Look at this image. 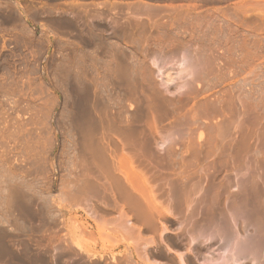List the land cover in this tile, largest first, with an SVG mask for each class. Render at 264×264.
Masks as SVG:
<instances>
[{"label":"rangeland","instance_id":"374dc122","mask_svg":"<svg viewBox=\"0 0 264 264\" xmlns=\"http://www.w3.org/2000/svg\"><path fill=\"white\" fill-rule=\"evenodd\" d=\"M137 3L138 5H142V3L150 4L151 6H154L153 8L160 6V8L162 7L161 10H163L164 7L163 11L166 9V12L170 11L171 8V13H173L174 10L173 15L176 16L178 11L180 13V15L177 14L179 16H176V19L181 18L179 21H176V19L170 21L167 20V17L160 18L158 15L156 18L157 24L152 23L151 21H145V18H143L142 20L147 23L137 26L136 28L133 27L132 31V27L127 24L124 17H127V14L131 12L130 10V12L126 10L127 5H137ZM241 4L243 5V8L245 7L244 9ZM116 5L118 10H124V12H119L117 8H115ZM187 6L189 7L187 8ZM240 6L243 13L237 14L236 11ZM109 7L110 9H108ZM129 8L130 7L128 6L127 9ZM115 10L119 13H117L118 15ZM95 12H100L101 17L98 19L95 18L91 22L90 20L93 16L92 13L95 14ZM235 13L239 15L238 18ZM223 14L227 16L226 20L223 19ZM262 16H264V0H0V235L7 231L6 233H9L15 242L21 240L19 242L20 245L22 240L26 239L27 241L28 239L29 241L31 239L32 241L30 240V242L32 243L27 241L30 245L29 249L31 252L28 250L26 256L28 258L33 257L31 262L33 263V261H35L34 263L38 264V257H44L43 259L47 260L48 257L54 253L52 247H64L67 243L71 244L73 251L76 250L73 254L79 255L80 251L76 249V247H73L74 245L70 242V235L72 234V229H74L73 227L79 226L78 229H80L83 234H80L78 231V234L80 235V244L83 247L92 250L91 253L94 252L93 254L96 255L90 256L89 254L88 257L84 256V254L81 255L82 253H80V256L84 257V259L86 257L85 260H87L86 262L88 264H113L116 262V258L117 260H120L117 262H123V259L125 258L122 259L124 253L122 247L123 245H128V237L124 236V238L126 237L127 239L122 240V237L116 234V231L114 233L111 232V227L106 228V226H101V228L99 226L100 224H97L92 220L82 208L75 205V201L69 199L68 196L67 198L66 195H63L65 193L63 191L65 187L62 186H65V182L69 179V175L72 177V171L75 172L74 169L77 166V161H80L78 159L80 156H78L77 152L81 150L80 147L83 148L85 145L80 136L83 133L84 128L88 129L90 126L91 121H87V119H89L88 114L91 111V105L94 104L92 106L97 109L100 115L103 116L104 114L105 118H107L108 115L114 116V113L116 112V75H118V79L122 76H124L125 79H128L133 75L140 76L141 79V75L143 74L142 76H144V80L142 78V89H145V91L144 89L143 91L145 92L144 95L146 94V97L152 90L154 91V89H158V91L161 92L165 91L164 95H167V97H175L176 99L178 96L175 95L179 94L181 91L176 89L180 82L179 79L177 80L176 78V82L175 80L172 81L175 83L170 82L171 86L169 87H167L169 83L166 84L167 86L164 85L167 89L164 88L163 85H160L162 84L159 80L161 77L157 76L159 74L155 72L156 68L154 69V66L152 67L151 62L150 64L148 63L153 56L158 54L163 53L167 58L172 50L173 53L175 52L174 55H177L179 52L178 50H182L185 44L186 46H190V42H193L191 43L192 45L194 44L192 47L196 49L200 46L201 48L199 47V49L202 50L204 46L205 48L203 51L206 50L208 54L212 53L216 57V63L213 65L214 68L211 67L212 69L210 71L212 72H209L208 76L205 74L206 78L204 76V79L201 77L202 81L200 79L198 81L199 83H194L196 87L192 86V88L194 87L198 93H196V90L193 88L192 91L196 94L194 95L193 93V95H191V91V94L187 96L188 98L186 97L184 102H181V115L184 113V116H187L185 115V112L187 114L188 110H192V113L196 110L194 108L198 106L196 104L214 103L233 94H240L243 99L246 97L244 100L248 102L253 98L254 101H257L261 98V95L264 92V23L262 22V19H260ZM183 17L184 19H182ZM112 18L115 21L117 18V21L119 22L113 23L112 20H110ZM160 20L167 22L162 23ZM86 21L89 23L87 22L86 24ZM152 21H155V19ZM169 21L178 24L173 25L172 23V27L167 28L170 25ZM150 24H156V26H150ZM126 27L128 30H125ZM207 27L208 29H206ZM173 28L174 30L172 32L171 29ZM164 30H167V32ZM174 31L177 34H175ZM175 35H179L181 38L179 36L175 37ZM168 36L169 39L167 38ZM201 36L203 38H201ZM171 37H173V39ZM174 38L183 41V44H180L177 39L175 41ZM172 40L177 44L175 45L176 48ZM169 44L172 46L168 47L170 46ZM207 49L212 52L207 51ZM168 51L170 53H168ZM200 54L201 53H199V55ZM144 57L145 59H143ZM135 65H137V67ZM144 66L145 68L149 66V68L145 69ZM219 66H221V68ZM174 68H176V66H173V69ZM120 71H122L120 76L122 73L123 75L119 78ZM136 71L138 73H136ZM152 71H154V73ZM126 74L129 76H126ZM73 78H75L76 90L71 88ZM82 78L85 79V82ZM242 78H245V81L240 88L238 85L241 84L240 82H242ZM196 83H198V85ZM157 85L159 86L157 87ZM152 86H155L156 88L154 87L153 89ZM71 90L76 91L75 94H73V91ZM146 92H149L148 95ZM152 93L153 92H151L150 95H152ZM153 95H155V93ZM249 95L251 97H249ZM262 96H264V94ZM150 97L153 98V96H148L147 98L149 99ZM71 100L73 102H71ZM121 100H123V115L129 117L135 111V101L129 93H126L124 96L121 95ZM106 106L112 109L109 110ZM191 113L188 112V115ZM169 117L170 116L168 115V118L165 117L162 120V125H165H163L164 128L168 127L170 121V123L173 122ZM146 120L147 119H144L148 124ZM205 120L207 123H205L206 121H204V119L198 122L197 125L199 128L196 124L191 126L193 128L191 133H193L190 134L191 136L188 141L192 142L191 144L193 147L200 144L203 146L202 148L206 145V148L212 144V141H210L212 139L208 132L209 129L206 131V125L211 124L210 126H212L217 124L219 119L214 118L211 121H209V119ZM72 121L74 122L79 135V138L77 139L79 145L77 143L73 144V139L71 138ZM202 125L203 127L205 126V131L203 130ZM199 131L203 133L204 141L197 139ZM207 142L209 144H207ZM205 148L203 150H205ZM175 152L176 154L173 158V164L176 165V167V162H180L181 160L180 157L186 162L189 161L188 164H186L187 166L184 165L186 168L182 166L183 169L185 168L184 170L181 167V169L185 171L184 173L187 177H190L188 179V181L191 182L189 185L197 182L196 179L199 178L198 176H201V173L199 174L198 172V175L197 170H195L196 168L198 169V163L199 165L203 164L204 166L208 165L210 163L209 161L214 159L212 155L213 158L210 155L205 157L204 155H200V157L196 158H199L196 161L200 162L196 163L193 154L190 152L182 153L183 151L182 149H179V147L175 149ZM205 161L208 163H205ZM195 163L196 165H194ZM77 169L78 168H76V170ZM194 170L197 174L195 175L197 178L192 176L195 174ZM209 173L211 172L209 171ZM218 175H220V173ZM220 176H216V179H212V181L214 180L213 182H211L212 176L211 178L208 177L206 181L208 182L209 179L211 183H216L221 179ZM191 178L192 180H190ZM203 181L204 179L199 181V184L202 182L203 187H208L209 182L206 183L204 181V183ZM196 197L197 194L191 195L190 199L192 201L190 205H194ZM28 203L32 204L29 205ZM33 208L35 210H32ZM31 210L38 212L39 216L34 218V216L30 214ZM5 212H8L7 214L10 213V215L7 216ZM172 214V216L168 214V219L170 218V221L172 220L171 222L169 220L162 221V223L167 226V229L169 228L167 232H165L166 235L163 239L161 238L163 241L159 239L162 243L157 242L158 236H154L155 242L157 245L160 243V245H158V248L156 245H151L152 248H149V252L152 253V259L157 258L156 260L159 259L158 261L162 263L175 264L174 262L170 263V261H168L163 255H160L162 256L160 257L158 255L159 248H161V251L164 254L166 253V255H169L172 259L174 257V260L177 259L176 256L178 255V252L183 255L188 253L187 256L185 255L184 257H191L190 259H193L194 264H199L198 259H201L200 261H202L203 258H208V255L217 253L216 247L211 241L208 240L209 243L208 241H201L200 243L202 244L198 245L197 242L192 243L191 238H188L190 236L189 234V236L187 234H182L184 235L181 236V243L184 244L181 245L183 246L180 245L176 247L173 245L172 241H174V239L172 237L178 232L175 223L181 221H184L185 223V217L183 218L182 214L177 212H173ZM108 215V218L111 219V212ZM115 216L114 213L112 218ZM45 223L47 225H45ZM36 225H39V230H36ZM42 225L46 226V228ZM33 226L36 228L34 229ZM24 227L26 228V231L24 230ZM81 229L85 231L83 232ZM175 229L177 231H175ZM210 229L208 230V228H205V234H207V230L209 233ZM19 232H23V236L21 234L22 237ZM145 235L146 237H150V234L148 233ZM49 237L54 240L52 241ZM0 238L3 239L2 236H0ZM1 239L0 247L2 248H0V251H3V249L6 248V250H15L16 254L17 251L19 254L21 253L19 251L20 247L17 248L20 245L15 243L12 239L11 240L14 244L12 241V243L9 241L8 245L11 244L9 245V248L8 246H5L3 240V242H1ZM129 239L133 240V237L130 238L129 236ZM65 240L67 243L64 242ZM33 241L35 243L37 242V245L40 244L39 246H41L40 248L42 249L33 243ZM190 241L191 243H189ZM32 244L40 250L38 249L37 251L35 250L36 248H32L35 247L32 246ZM12 247L15 249L13 250ZM117 247H120V249H117L119 251L116 250ZM198 247H202V249L200 248L201 250H199ZM22 249L23 247L20 248V250ZM4 251L3 253L0 252V262H2V264L4 263ZM39 252L42 253L41 256L45 255L35 258V254L38 253L37 255H39ZM191 252H193V254H191ZM202 252L204 253L203 255L207 254L205 256L202 255L203 258L199 256ZM60 253L61 252L54 254L60 256L64 252ZM66 253H64L63 257L61 256L58 259V264H63L65 259V261L68 262L67 258L71 257L72 252L71 254L68 252L69 254L65 255ZM189 253L192 256H198L195 259V257L193 256L192 258ZM128 255L126 257H128L129 264H134L133 260L129 259L130 256ZM96 257L100 259L97 260ZM88 258L90 259L88 260ZM34 259L38 260L36 261ZM60 259L63 262L60 261ZM76 260L78 261L77 258H73V261ZM16 263L17 262L14 261L13 264Z\"/></svg>","mask_w":264,"mask_h":264},{"label":"bare ground","instance_id":"6f19581e","mask_svg":"<svg viewBox=\"0 0 264 264\" xmlns=\"http://www.w3.org/2000/svg\"><path fill=\"white\" fill-rule=\"evenodd\" d=\"M128 4H131V3H128ZM135 4H133L134 6L131 5L133 7H131L130 5H127V8L128 6L130 7L129 9L125 7L126 10L131 11V12L129 11L130 13L127 14V17L126 16L124 17V20H126L127 24H129V26L132 27V31H133V27L136 28L137 26H141L147 23L145 21H151L152 23H156V18L158 17V15L160 16V18L167 17L168 18L167 20H170V21H173L174 19H176V16L178 17L180 15L178 10H177L178 11L177 14L179 15L177 14L176 16L173 15L174 10H173V13H171L172 12L171 8H170V11L166 12V9L165 11H163L164 7H163V10H161L162 7L160 8V6L159 7L157 6L158 8L156 6H155L156 8H153L154 6H151L150 4H143V3L142 5L139 4L141 6H139L138 3L137 5ZM117 5L115 8H117ZM188 7L189 6H187V8ZM242 8H243V5H242ZM108 9H110V7ZM118 11L121 12L122 10L121 11L118 10ZM122 12H124V10ZM117 13L118 12L116 11V14ZM236 13L237 14L243 13L241 6L240 8L237 9ZM182 14H185V13H182ZM92 15H93L92 19L90 18L91 22L93 21V19L95 18L98 19L99 17H101L100 12H95V14L92 13ZM222 17L225 20L227 19L226 15ZM236 17L238 18L239 15H237ZM143 18H145V21L142 20ZM153 19H155V21H152ZM179 19L177 18L176 21L177 20L179 21ZM182 19H184V17ZM260 19H262V22L264 23V16H262V18L260 17ZM110 20H112L113 23L119 22L117 21L118 20L117 18H116V21L113 18ZM164 20H160V21L164 23L165 22ZM87 22L88 21H86V24ZM172 23L173 25L178 24L176 22L175 23L172 22ZM172 23L170 22L169 23L170 25L168 24L169 27L165 26L164 24L163 25L167 28H170L172 27L171 26ZM156 24H153V25L156 26ZM153 25L150 24V26H153ZM126 29L127 27L125 28V30ZM206 29H208V27ZM171 30L173 32L174 28ZM164 31L167 32V30H164ZM175 31H176V28H175ZM175 31L174 33L177 34ZM176 36H179V35H175V37ZM167 38L169 39V36ZM171 38L173 39V37ZM201 38L203 37L201 36ZM176 39L174 38L175 41ZM174 40H172L173 43H174ZM177 41L180 44H183L182 43L183 41L180 40L181 41L180 42L178 39ZM191 43L193 42H190L189 44L191 47L186 46V44L185 46L181 45L183 46V48L181 47L182 50L181 49L178 50L179 52L177 53V55L176 54L174 55L175 52L173 53V50H172L171 54H168L166 58L165 57L166 55L165 56L163 55L162 53L163 50H162L161 51L162 54H158L159 53L158 52L157 53L158 55H155V56L151 55L153 57L151 58L150 61L148 60L149 61L148 64H150L151 62L152 67L154 66V69L156 68L155 72L159 74L157 76L161 77V79L159 80L160 82H162V84L160 85L164 86L169 83L168 86L166 85L167 87H169L171 86L170 85L171 83L176 82L175 80L176 78L177 80L179 79L180 82L178 83L179 85L176 87V89L177 90L179 89L181 91L179 92V94L175 95V96H178L176 97V99L175 97H173L174 99L170 98V96L167 97V95H164L165 91L161 92V91H158V89L155 90L154 89L155 86L154 87L152 86L155 92L152 89H151L152 90L151 92H153L152 95H150L151 92L150 93L146 92L147 95L149 93L148 96H153V98L150 97L149 98L150 100H149L147 98L148 96L146 97L145 96L146 94L144 95L145 89L143 88L144 91L142 89V78L144 77L142 76L143 74L141 75L142 77L141 79H140V76H136L133 74H131L133 75V76H130L131 78L129 77L128 79L127 78L125 79V77L122 76L123 73L121 75L122 77L120 76V73L122 72L120 71L119 78L121 77L122 79L121 78L118 79L117 77L118 75H116V112L114 113V116L113 115L109 116L107 114L108 117L105 118L104 114L103 116L100 115L97 109H95L92 106L94 104H92L90 107L91 111L89 109L90 113L88 114L89 119H87V121L90 120L91 123L88 129L84 128L83 133L81 132L82 134L80 136L82 138L83 143H85V145L84 147L82 146L83 148L80 147L81 150L79 149L80 150V151L78 150L79 152H77L76 150L78 156H80V158H78L80 161H77L78 163L76 164L77 165L76 168L78 169L76 170L75 168L74 169L75 172L72 171V174H73L72 177H70L69 175V179H67V181L65 182L66 183L65 186H62V187H65V189L63 188L62 189L65 192L63 195H66V197L68 196L69 199H72L73 201H75L76 203L75 205L82 208L92 220H94L97 224H100L99 225L100 227L101 226L103 227L106 226V228L111 227L110 230L111 229L113 230V231L111 230V232L114 233L116 231V234L120 235L122 237V240L127 239L126 237L124 238V236L128 237V240H129V241L127 240V242H129L128 245H123L122 247L123 252H124L122 259L125 258L123 259L124 261L123 262L121 261V263L117 262L120 260H117L116 258V262L113 264H127V263L129 264L128 257H126L128 254H129L128 256H130L129 259H132L134 264H156V263L166 264V263H162L158 261L159 259L156 260L157 258L152 259V253L149 252V248L151 247V245L153 246L156 245L157 248H158V245H160V243H158L157 245V243L154 240L155 239L154 236L155 237L158 236L157 242L162 243L163 241L162 239L166 235L165 232H167V230L169 229V228L167 229V226H165L162 223V221H168V220L170 221V218L168 219V214L171 215L173 212L182 214L183 218L185 217V223L184 221L183 222L181 221L183 226L181 225V222L175 223L173 221L175 225H177L176 229L178 230V232H176L177 234L175 233L176 235L172 237L174 239V241H172L173 245L178 247L181 244H183L181 243L182 241L181 236H184L182 234H187V235L189 234L191 237L188 235L189 236L188 238H191L192 243L197 242L199 245V244H202L200 243L201 241L203 242V241L209 240L216 247L217 253H214L213 255L212 254L208 255V258L202 257V255L204 254L203 252L199 254V256L203 258L202 261H200L201 259L200 260L198 259L199 264H264V96H262L264 92L261 95V98L258 99L259 101L257 100L258 102L254 101L253 97H252L253 99L252 100L250 99L248 102L244 100L246 97L243 99L242 96H240V94H237V95L233 94V95L228 96L225 99H220L214 103L209 102L207 104L204 102L205 104H201V103L196 104L198 105L197 107L195 106L196 108H194L196 110H194L192 113H191L192 110L191 111L188 110V112L191 114L188 115V112L187 114L185 112V115L187 116H184V113H182L183 115H181L180 114V110H182L180 109L181 108L180 106L182 105L181 102L182 101L184 102V99H186V97L191 94V91L194 88V87L192 88V86H195L194 85L195 82H198L201 79V77L203 76L205 77V74L206 76H208L209 72L210 73L212 72L210 71L212 69L211 67H213L214 63H216L215 62L216 57L212 53L208 54L206 50L203 51V49L205 48L204 46L202 50L199 49L200 46L198 47V49H196L192 47L194 44L192 45ZM157 44H158V41H157ZM171 44H169L170 46L168 47H171L172 46ZM175 45L177 44L174 43V46ZM207 51L209 50L207 49ZM168 53L170 52L168 51ZM199 53L201 54L199 55ZM143 59H145V57ZM143 61H146V60H143ZM135 66L137 67V65ZM173 66L174 67L176 66V68H174L175 70L173 69ZM219 67L221 68V66ZM146 68H149V66ZM137 71L136 73H138ZM152 72L154 73V71ZM150 74L153 75L152 73ZM127 75L128 74H126V76ZM123 77L125 80L123 79ZM74 80L75 78H73L72 83H71L72 89H75ZM174 80L175 82H172ZM83 81L85 82V79ZM241 81H242L240 82L241 84L238 85L240 88L243 86L242 83L245 81V78H242ZM198 83L196 84L198 85ZM158 86L159 85H157V87ZM166 86H164V88H166ZM172 87H173V84H172ZM182 89H185V90H182ZM75 92L76 91H73V94H75ZM126 93H129V95L131 94L133 100L135 101L134 103L136 107L133 114H131L129 117L128 116L125 117L126 115H123V111H124L123 105H122L123 100H121V95L124 96L126 95ZM154 93L155 95H153ZM193 93L194 92L192 91L191 95H193ZM196 93H198L197 90H196ZM196 93H194V95ZM249 97L251 96L249 95ZM71 102L73 101L71 100ZM107 109L110 110L112 108L107 107ZM107 109H106V113H107ZM73 112H76V111H73ZM168 115L170 116L169 118L173 120V122L170 123L171 122L170 121L168 127L164 128L165 125L164 124H163L164 126L162 125V120L165 117L168 118ZM72 117H73V113H72ZM214 118L219 119L218 123L217 124L212 123L214 124L212 126H210L211 124L210 125L208 124L209 127L208 125H206L207 130L204 128L205 126L203 127L202 125V128L204 131L205 130L208 131L209 129L208 132L210 133V137L212 139V140L210 139L209 140L212 141V144L205 148L206 145L203 143L205 145L204 146L205 150H203L204 148H202L203 146L200 144L197 146L195 145L193 147V145L191 144L192 142L188 141L189 137L191 136L190 134L193 133V132L191 133L193 129L191 126L193 124L197 125L198 122L202 119H204V121H206L205 119H209V121H211ZM144 119H147L146 121L148 122V124L144 121ZM205 123H207V121ZM145 124L147 125L144 126ZM71 130H72L71 138L73 139V144H75L77 143V139L79 138V135L77 133V130H76V127L73 121H72ZM197 139L204 141V135L201 131H199ZM205 140H208V139H205ZM208 142L207 144H209ZM76 146L75 148L77 149ZM177 147H179V149H182L183 151L182 153L190 152L191 154H193L195 161L199 159V158L198 159L196 158L200 157V155L201 156L204 155V157L207 155H210V156L212 155L214 157L212 161L211 160L209 161L210 163L208 165L203 166V164L199 165L198 163L199 165V166L197 165L198 169L195 166L196 168L195 170H197V174L199 172V174L201 173L200 174L201 176H198L199 178L196 179L197 182L192 183L191 185H189L191 182L188 181L190 177L189 176L187 177V175L184 173L185 171H183L186 168L184 165L188 164L189 161L186 162L185 160L182 159V157H180L181 159L180 162H176L177 167L176 165L173 164V158L176 154L175 149ZM197 162H200V161H196V163ZM196 163L194 165H196ZM205 163H208V162L205 161ZM182 166L185 168L183 169ZM181 167L183 170L181 169ZM195 170H194V173H195ZM209 171L211 173H209ZM221 172L222 174L223 173L224 174L222 175ZM219 173L221 176L218 175ZM197 174L195 173L192 176H194V178L195 177L197 178V176H195ZM216 176H220L221 179L219 181L217 179L218 182L216 183L215 182L211 183L214 181V180L212 181V179H214ZM208 177L211 178V182L208 179V182H209L208 187L207 186L203 187L202 182H200L201 184H199V181L203 179L206 183H208L206 181ZM190 180H192V178ZM192 194H195V195L197 194V197L194 200L195 202L194 205H190L192 201L190 197ZM32 210H35V209L33 208ZM32 210L30 214L33 215L34 218L39 216L38 212H34ZM110 212L112 215V216L110 215L111 219L108 218L109 216L108 214ZM112 212H114L116 215L114 218H112L114 214ZM9 215L10 213L7 214V216ZM25 225H26V221H25ZM45 225L47 224L45 223ZM44 227L46 228V226ZM35 228L36 227H34V229ZM38 228H39V225L37 226L36 230H39ZM73 228L74 229H72V232H71L72 234L70 235V242L74 245L73 247H76V249H78L80 253H82L81 255L84 254V256L89 257V254H90V256L91 255L94 256L95 255L93 254L94 252L91 253L92 250L85 248L80 244L79 242L80 235L78 234V231L80 232V234L82 233L80 229H78L79 226L78 227L75 226ZM205 228H208V230L211 228L210 229L211 232L209 231L208 233V230H207V234H205ZM25 229L26 228L24 227V230ZM176 229L175 231H177ZM81 230L83 231V229ZM6 232H4V234L1 233L2 235L0 236H2L3 239L1 238L0 239H1V242L4 241L5 246L6 247L8 246L9 248V245L11 244L8 245V242L10 241V243H12L13 241L15 242V240L12 239L13 237L11 238V235L9 233L7 234ZM22 233H20V236ZM147 233L150 234V237H146L145 234ZM52 234H53V230H52ZM129 236L130 238L133 237V240L129 239ZM9 238H11L13 241ZM159 239H161L162 241H159ZM30 240L28 241L27 239L28 242H30ZM51 240L53 241L54 239H51ZM16 241H19V240H16ZM27 241L26 239L22 240L21 245L19 244V242H15L18 245H20L17 248L23 247L22 249L23 251L20 250L19 248V251L21 252L20 254L18 253V251H17V254L15 253L16 252L14 250L15 246L12 247L14 251H12L11 249L6 250V248H4L3 251L4 250L6 251H4L5 253L3 255V258H4L3 264H11L12 262L14 263V261L17 262L16 264H31L32 263L31 260L33 257L32 258L30 257L31 258L30 259L26 256V252H28V250L29 252H31L29 249L30 245L28 244ZM191 241L189 243H191ZM64 242L67 243L66 240ZM33 243L35 242L33 241ZM32 246H35V245L32 244ZM156 246H155V249H156ZM40 247L41 246H39V248ZM54 247H52L53 248L52 251H54V253H57V254L58 252H61V253L67 252L65 254L67 255L69 254L68 252H70V254L72 252L73 254V252L76 251V250L73 251L71 244H68V243L64 247L62 246L55 247V248ZM32 248L34 249L36 248L35 250L37 251L39 249L36 246ZM198 248L199 250L202 249V247H198ZM117 249H120V247H117L116 250ZM159 249L160 250H158V255L165 256L166 259L170 261V263L172 262H174L175 264H192L193 263V259H190L191 257H184L185 255L187 256L188 253L183 255L178 252L177 253L178 255L177 256L175 255L177 259L174 260L175 259L174 257L172 259L169 255H166V253L164 254L161 251V248ZM3 251H0V252L3 253ZM211 251L209 252L212 253L213 251L212 252ZM54 253H52V255L48 257L49 259V260L47 259L48 263H47V260L43 259L44 257L43 258L38 257V256H41L42 254L40 252H39V255H37L38 253H36L34 257L35 258L38 257L40 261V262L38 261V264H54L58 262V259L61 256L62 257L64 256V253L60 256ZM80 253L79 255L71 254V257L67 258L68 262L65 261L66 259L64 260V262L61 259L60 261H62L63 264L65 262H66L65 264H75V263L76 264H88L86 262L87 260H85L86 257L84 259V257L80 256ZM191 254H193V252H191ZM191 254L189 253V255ZM197 256L198 255H196V257ZM73 258H77L78 261L77 260L73 261ZM38 259H34V260L37 261ZM89 259L90 258H88V260ZM98 259L100 258H97V260ZM34 262L35 261H33L32 264H37ZM0 264H2V262H0Z\"/></svg>","mask_w":264,"mask_h":264}]
</instances>
